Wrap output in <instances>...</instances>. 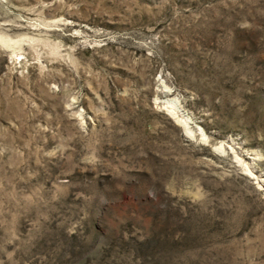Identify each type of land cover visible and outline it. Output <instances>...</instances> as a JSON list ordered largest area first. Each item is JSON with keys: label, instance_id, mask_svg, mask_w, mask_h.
<instances>
[{"label": "rangeland", "instance_id": "374dc122", "mask_svg": "<svg viewBox=\"0 0 264 264\" xmlns=\"http://www.w3.org/2000/svg\"><path fill=\"white\" fill-rule=\"evenodd\" d=\"M0 264H264V0H0Z\"/></svg>", "mask_w": 264, "mask_h": 264}, {"label": "bare ground", "instance_id": "6f19581e", "mask_svg": "<svg viewBox=\"0 0 264 264\" xmlns=\"http://www.w3.org/2000/svg\"><path fill=\"white\" fill-rule=\"evenodd\" d=\"M168 95H169V94H168ZM172 111H173V110H172ZM172 113H173V112H172ZM174 115H175V114H174ZM183 123H184V125L186 126L185 128H186V130H187V133H188L190 136L194 137L193 132H191V131L188 130V127H187V125H186V121H184Z\"/></svg>", "mask_w": 264, "mask_h": 264}]
</instances>
